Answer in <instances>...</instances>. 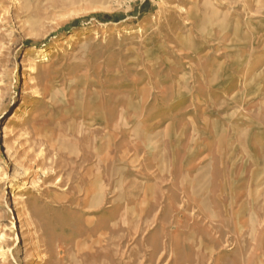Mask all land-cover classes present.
Segmentation results:
<instances>
[{
    "label": "rangeland",
    "instance_id": "374dc122",
    "mask_svg": "<svg viewBox=\"0 0 264 264\" xmlns=\"http://www.w3.org/2000/svg\"><path fill=\"white\" fill-rule=\"evenodd\" d=\"M2 248L264 264V0H0Z\"/></svg>",
    "mask_w": 264,
    "mask_h": 264
},
{
    "label": "trees",
    "instance_id": "16d2710c",
    "mask_svg": "<svg viewBox=\"0 0 264 264\" xmlns=\"http://www.w3.org/2000/svg\"><path fill=\"white\" fill-rule=\"evenodd\" d=\"M146 3L147 2H145L143 5H145ZM95 17H97L98 20H100L101 22H104V23H108V22H115L116 23V22H119L125 18L122 15L108 14V13L97 14V15H95ZM85 19H88V18H85ZM83 20L84 19L75 20L73 22V25H77Z\"/></svg>",
    "mask_w": 264,
    "mask_h": 264
},
{
    "label": "bare ground",
    "instance_id": "6f19581e",
    "mask_svg": "<svg viewBox=\"0 0 264 264\" xmlns=\"http://www.w3.org/2000/svg\"><path fill=\"white\" fill-rule=\"evenodd\" d=\"M31 63H32V57L31 56H28V57L25 58V63L23 65L24 66L31 65ZM16 115H17V113L14 112V114L12 115V117H13L12 120H14V118L16 117ZM59 182H60V180H59ZM2 239L4 240V236H2ZM5 256H6V251L2 248L1 251H0V257H5Z\"/></svg>",
    "mask_w": 264,
    "mask_h": 264
}]
</instances>
